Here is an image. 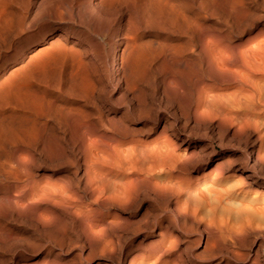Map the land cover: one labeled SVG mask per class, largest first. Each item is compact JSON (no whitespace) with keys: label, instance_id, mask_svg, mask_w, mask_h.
Wrapping results in <instances>:
<instances>
[{"label":"rangeland","instance_id":"374dc122","mask_svg":"<svg viewBox=\"0 0 264 264\" xmlns=\"http://www.w3.org/2000/svg\"><path fill=\"white\" fill-rule=\"evenodd\" d=\"M73 1L0 0V85L58 39L78 53L32 81L73 69L82 85L73 119L33 141L0 133V264H264V0H135L147 13L134 39ZM109 1L95 0L109 17L132 13ZM186 86L197 119L175 122ZM9 110L0 91L12 125Z\"/></svg>","mask_w":264,"mask_h":264},{"label":"bare ground","instance_id":"6f19581e","mask_svg":"<svg viewBox=\"0 0 264 264\" xmlns=\"http://www.w3.org/2000/svg\"><path fill=\"white\" fill-rule=\"evenodd\" d=\"M38 1V0H37ZM117 0H111L109 1V4L107 5H113V2ZM131 2V12L125 11L124 9L120 10L119 12L115 13L113 17H109V13L111 8H106L105 3H99L95 2V0H90L88 2V7L92 11L99 12L102 27L106 28H112L117 35H126L129 39H134L136 36L139 35L138 33V24L141 23L144 20V17L146 16V10L144 8L138 7L136 5L135 0H130ZM211 3V2H210ZM36 4V3H35ZM80 2L78 0H74L71 4L73 10L78 8ZM37 5V4H36ZM113 7V6H110ZM212 7V6H211ZM233 7V6H232ZM57 8V7H56ZM234 8V7H233ZM234 10V9H233ZM35 11V10H34ZM90 15V14H89ZM86 17V16H85ZM90 17V16H89ZM156 17V16H155ZM63 20V16L60 15V21ZM93 22V21H92ZM196 23V22H195ZM128 24V27H126ZM197 24V23H196ZM81 26V25H80ZM192 26V25H191ZM125 29L127 31H125ZM149 29V28H148ZM171 30V29H170ZM60 30V32H56L58 35H64V31ZM173 31V30H172ZM200 31V30H199ZM38 33V32H37ZM162 33V32H161ZM199 34V33H198ZM146 35V34H145ZM56 37V36H55ZM145 37V36H144ZM159 37V36H158ZM72 38V37H71ZM57 39V38H56ZM55 39V40H56ZM119 39V38H118ZM48 40V39H47ZM120 40V39H119ZM64 41V40H63ZM31 42V41H30ZM129 43V42H128ZM131 44V43H129ZM75 45V44H74ZM122 46V45H121ZM77 48V47H76ZM120 48V47H119ZM132 48V47H131ZM168 48V47H167ZM44 49V48H43ZM78 50L75 49V47H69L63 43L60 42L59 39L57 42L53 41V45L51 47L41 50L38 52V56H40V59L32 61V63L28 65L21 66L18 71L15 70V74H10L11 78L6 81V83L2 84L0 87L1 93H4L7 98L10 99L12 112L14 119L12 125H9L4 121L3 116L0 113V133H3L7 131H11V134L13 138L23 140V141H33L36 139L37 135L41 132V130L47 126L49 121L57 122L58 124L61 123L62 117H69V119L74 118L73 108L76 107L79 100L80 90L78 88L82 86L80 84V80H78L77 75L74 74V70L67 71L66 76H60V79L52 85V86H39L36 85L32 81V74L35 71V69L39 66H43L46 62L50 61L52 58H62L63 60H67L73 56V53H78ZM120 51V50H119ZM40 53V54H39ZM81 54V53H80ZM24 55V54H23ZM82 55V54H81ZM43 56V57H42ZM115 56V55H114ZM35 59L34 57L31 56ZM129 57V56H128ZM31 58V59H32ZM80 59V58H79ZM95 59V58H94ZM23 60V58H22ZM30 60V59H28ZM38 60V61H37ZM83 60V59H81ZM84 61V60H83ZM114 62V61H113ZM26 63V62H25ZM80 63V62H79ZM68 66L71 67L69 63H67ZM23 65V63H22ZM75 66V65H74ZM131 66V65H130ZM118 67V66H117ZM47 68V67H46ZM49 68V67H48ZM47 68V69H48ZM65 69V68H64ZM113 69V68H112ZM55 70V69H54ZM38 71V69H37ZM55 72V71H54ZM53 74L55 75V73ZM208 72V71H207ZM38 73V72H37ZM35 71V74H37ZM101 74V73H100ZM114 74V73H113ZM124 75V74H123ZM210 76V75H209ZM43 78V77H42ZM122 78V77H121ZM85 79V78H83ZM107 79V78H106ZM46 80V79H45ZM52 80V79H51ZM84 86L86 89H90L92 87V81L90 79H86L84 81ZM82 89V88H81ZM191 86L185 87V93L180 94L178 97V108L175 111V117L174 121L177 122L180 118L179 110L187 117V122L190 121L191 118L197 119V114L195 109H193V96L191 93ZM200 96V95H199ZM201 96H203L201 94ZM86 99V98H85ZM156 99V98H155ZM137 102V99H136ZM177 102V101H176ZM155 104V103H154ZM82 105V104H81ZM83 106V105H82ZM130 106V105H129ZM81 107V106H80ZM125 115V114H124ZM62 116V117H61ZM128 116V115H127ZM10 118V116H9ZM151 118V117H150ZM121 119V118H120ZM129 119V118H128ZM148 119V118H147ZM195 119V120H196ZM141 120V119H140ZM194 120V121H195ZM115 121V120H114ZM117 121V120H116ZM146 121V119H145ZM138 122V121H137ZM215 122V121H214ZM182 123V122H181ZM175 124V123H174ZM156 126V125H155ZM160 126V125H159ZM163 126V125H162ZM177 126V124H176ZM48 127V126H47ZM134 127V126H133ZM184 127V126H183ZM163 128V127H162ZM161 128V129H162ZM180 128V127H179ZM187 128V127H186ZM185 128V129H186ZM211 128V127H210ZM214 128V127H213ZM46 129V128H45ZM53 129V128H52ZM83 129V128H82ZM144 129V128H142ZM184 130V129H183ZM182 130V131H183ZM210 130V129H209ZM51 131V130H50ZM150 131V130H149ZM142 132V131H141ZM46 133V132H45ZM66 133V132H65ZM180 135V134H179ZM160 138V137H159ZM181 143L187 142L186 149L192 151L194 153V149L192 148V145L190 142L187 141L186 136L181 137ZM191 138V137H190ZM158 139V138H157ZM155 140V139H154ZM159 143V141H158ZM58 145V144H57ZM248 145V144H247ZM245 145V146H247ZM179 146V145H178ZM253 147V146H252ZM192 148V149H191ZM264 148V147H263ZM223 149V148H222ZM238 149V148H237ZM157 151V150H156ZM169 151V150H168ZM175 151V150H174ZM177 151V150H176ZM180 151V150H179ZM186 151V150H185ZM216 151V150H215ZM162 152V151H161ZM183 153V151H182ZM209 153V152H208ZM197 154V153H195ZM215 155V154H214ZM259 155V154H258ZM257 155L254 148L250 150H245L244 157L246 158V161H252V167L248 170L246 173V177L254 179V181H258V176L256 175V167L259 164L260 158ZM263 155V153H262ZM225 158V157H224ZM262 159V156H261ZM223 160V159H222ZM222 160L216 161V168H224L225 162H222ZM226 162L228 163V166H231L235 163V159L231 156H228L225 158ZM263 161V159H262ZM199 162V161H198ZM264 162V161H263ZM181 163V162H180ZM185 165V164H184ZM261 165V163H260ZM243 167V166H242ZM134 168V167H133ZM196 168V167H195ZM238 169V168H237ZM250 181V180H249ZM238 182V181H237ZM246 182V181H245ZM152 189V188H151ZM144 190V189H143ZM151 191V190H150ZM152 192V191H151ZM180 205V204H179ZM178 213V212H177ZM184 219V218H183ZM182 219V220H183ZM211 221V220H210ZM223 221V220H222ZM212 223V222H211ZM214 223V222H213ZM225 224V223H224ZM233 224V223H232ZM237 224V223H235ZM247 224V223H246ZM245 224V225H246ZM221 225V224H220ZM240 225V224H239ZM238 225V226H239ZM248 225V224H247ZM205 227L209 225H204ZM213 226V224H212ZM236 226V225H235ZM234 227V226H232ZM212 228V227H211ZM216 228V227H215ZM218 228V227H217ZM224 228V226H223ZM231 228V227H230ZM229 228V229H230ZM239 228V227H236ZM207 229V228H203ZM210 229V228H209ZM219 229V228H218ZM233 229V228H232ZM224 230V229H223ZM235 230V229H234ZM207 231V230H205ZM222 232V231H220ZM235 232V231H234ZM238 232V231H236ZM243 234L246 233V231H242ZM230 233V232H229ZM241 233V236L243 235ZM222 235V234H221ZM226 235V233H225ZM235 235V234H234ZM239 235V234H238ZM245 235V234H244ZM212 236V235H209ZM208 236V237H209ZM227 236V235H226ZM230 236V235H229ZM206 236V238L209 241V238ZM231 237V236H230ZM237 237V236H236ZM247 237V236H246ZM232 238V237H231ZM224 239V237H223ZM238 239V238H237ZM236 240V239H235ZM207 241V242H208ZM211 241V240H210ZM212 242V241H211ZM243 241H241L242 243ZM209 243V242H208ZM218 243V242H217ZM264 243V242H263ZM210 244V243H209ZM207 244V246L211 247V245ZM221 243H218V245ZM221 246V247H220ZM218 246L219 248H222V245ZM208 247V248H209ZM214 248V246H213ZM210 249V248H209ZM234 250V249H232ZM237 252V251H236ZM235 252V254H237ZM234 254V256H235ZM242 255V253H239V255ZM250 254V253H248ZM247 254V255H248ZM258 254V252H257ZM239 255H236L237 257ZM246 256V255H245ZM257 256V255H256ZM255 260H259L258 256ZM244 257V256H243ZM240 256V258H243ZM245 258V257H244ZM247 258V256H246ZM254 260V259H253ZM257 262V261H256ZM259 262V261H258ZM257 262V263H258Z\"/></svg>","mask_w":264,"mask_h":264}]
</instances>
